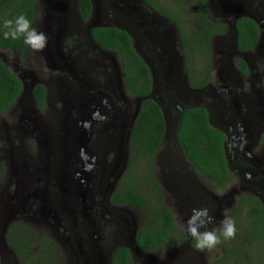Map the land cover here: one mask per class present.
<instances>
[{
	"label": "flooded vegetation",
	"instance_id": "af4514ba",
	"mask_svg": "<svg viewBox=\"0 0 264 264\" xmlns=\"http://www.w3.org/2000/svg\"><path fill=\"white\" fill-rule=\"evenodd\" d=\"M90 1V15L85 18L80 10V0H47L44 4L46 8L42 10H40L42 0H39L37 6L39 16L34 21V27L47 34V46L42 52H34L29 48L28 53L23 56L19 52L6 50L14 54L15 58L11 64L10 58L1 54L3 58L1 59L7 66L11 65L12 69L8 67L21 77L24 83H26L23 76L24 67L19 65L17 58L27 65L39 67L42 75L50 76L49 80L36 79L32 82L28 92L24 94L21 92L17 100L0 115V153H3L2 159L11 166V170L6 168L11 173H7L5 178L9 208L5 205L3 211L10 212L7 220L10 217L19 219L13 223L0 221V240L4 236L6 247L7 232L14 223L26 224L39 231L34 228L36 226L34 220H39L37 216H33L36 214L34 212L36 201L25 194L30 188L26 181L25 169L11 157L15 151L17 152L16 145H20L22 140L28 138L31 131L26 133V130H34L30 109L21 107V101L28 98L36 115L47 113V105L50 98L54 97L53 93L57 95L56 90L61 84H65L60 89L66 87L67 94L63 96L61 92L59 93V98L64 102L63 109L80 114L85 119L80 121L75 119L71 123L63 124L64 127L69 131H90L89 143L94 152L93 160L96 161L88 178L89 189L84 192L85 197L80 196L77 200L85 212L80 210V215L74 219L71 216L65 217L62 213L69 210L67 194L49 196L48 204L40 206L38 210V214L42 215L45 209L47 217L60 227L57 231L59 234L53 233L52 239L65 254V264H113L115 245L119 247L120 241L130 243L132 239L136 240L137 234L148 221L146 213L140 208L117 205L111 201L130 166L131 151L127 142L131 129L129 122L134 119L135 99L143 96L134 97L129 94L118 52L103 47L94 38L92 30L101 26L93 25L94 1ZM115 3L123 5L124 2L115 0ZM135 3L141 8L140 15L124 16L120 25L115 23L106 26L127 32L137 54L141 58L140 53L148 58L156 72L157 89L153 98L160 102L158 104L163 112L165 131L161 148L154 157V176L161 186L165 203L175 208L169 207L176 227L183 231L176 241L181 237L184 239L174 246H165L162 251L147 252L139 248L131 253L132 264H138L137 256L165 255L170 260H177L176 264H190L193 256L200 253V250L195 249L194 241L186 230V221L192 214V209L208 208L215 218L214 223L208 225V228L212 229L223 219L225 212L228 214L231 212L232 206L234 210L231 216L235 218L240 208L239 200L244 194L254 195L264 207V73L256 71L260 68L259 65L264 64L260 44L264 22L262 28L257 22L260 15L264 17V0H253L249 14L239 16L237 12L240 0H207L209 8L207 16L215 22L224 24L226 30L223 34H216L211 40L213 78L201 87H193L190 83V73L193 75L195 67L193 72L187 68L177 24L146 0H135ZM159 3L162 4L161 0ZM191 8L197 12V7ZM241 18L251 19L258 28V39L253 49L239 48L237 23ZM253 52L260 53L255 60L250 57ZM44 53L46 55L50 53V58L48 59ZM238 59L246 63L247 74L237 64ZM195 64L199 66L197 62ZM45 66L49 71L45 70ZM38 84L44 85L46 89L43 106L35 99L33 93ZM199 106L207 110L209 124L225 135L223 147L229 166V177L223 183H218L213 176L200 173L186 158L177 137L184 111L189 107ZM47 119H50L46 121L48 123H51V119L55 120L54 125H50L46 130L51 139L54 137L52 134L61 127L59 122L61 118L50 115ZM27 143L31 145L30 142ZM123 146H126V151H122ZM210 159L215 161L213 157ZM111 180L112 182L108 183ZM14 182L16 187L11 193ZM218 188L222 190V194L218 193ZM168 197L173 205L170 204ZM57 202H62L63 206L56 205ZM250 203L246 201L238 213L235 238L217 245L216 248H219L222 254L219 256L215 253L216 257L211 264H233L231 262L233 257L236 262L241 261L237 258V253L231 252L233 248L237 251L238 247L230 245L245 244L242 243L243 238H247L249 243L262 245L258 250L259 257L250 263L264 264L262 226L264 220L258 221L257 216L249 215L253 208ZM128 208L138 209L143 218L126 210ZM113 209L115 224L109 222L106 225L104 221L113 220L111 212ZM120 210H126V215L120 216L122 215ZM84 215L93 217L100 225L89 223ZM255 221L258 225L254 223ZM47 224L52 226L53 223ZM110 226H113L112 229ZM257 227L261 228L260 236H248L249 233H257L255 230ZM172 233L177 231L171 230L170 234ZM126 236H129L127 239L129 241L126 240ZM238 239L242 242H238ZM80 249L84 254L85 252L88 254L82 256ZM7 250L19 262L13 248L10 246ZM7 250L0 255L1 264L11 257ZM209 255L212 258L213 253Z\"/></svg>",
	"mask_w": 264,
	"mask_h": 264
},
{
	"label": "trees",
	"instance_id": "16d2710c",
	"mask_svg": "<svg viewBox=\"0 0 264 264\" xmlns=\"http://www.w3.org/2000/svg\"><path fill=\"white\" fill-rule=\"evenodd\" d=\"M170 1L174 3L176 9L168 8L157 0H146L177 24L181 33L187 68L193 72L195 67L193 75L190 73V83L193 87L205 86L213 78L211 40L216 34L225 32V25L207 16L209 12L207 0ZM38 3L39 0H1L0 49L19 52L21 56L28 53L29 48L23 43V39L5 40L3 38L2 23L6 18L14 19L24 14L34 26V21L39 16ZM80 3L83 16L88 18L91 1L80 0ZM192 6L197 7L196 13L191 10ZM237 29L240 50L253 49L258 39V28L254 22L249 18H241L238 20ZM92 33L100 45L118 52L129 94L134 97L149 94L152 89L150 69L137 54L127 32L115 27H98L94 28ZM196 62L199 66L195 64ZM236 62L247 74L246 63L242 59ZM22 91V80L0 57V115L17 100ZM33 93L35 99L43 106L46 95L44 85H36ZM164 131L165 122L160 105L151 98L144 100L131 135L130 166L111 200L117 205L138 207L146 213L148 221L137 234L136 243L141 250L147 252L162 251L165 246H174L184 239L181 237L176 241L183 231L176 227L169 206L165 203L161 186L154 176V157L161 148ZM224 136L223 132L209 124L208 112L204 107H189L184 111L177 137L185 156L200 173L213 176L218 183H223L229 177V166L223 147ZM210 157H213L215 161H211ZM246 201H250L253 205L249 215L257 216L258 221H263L264 207L260 200L254 195L244 194L239 200L240 208L234 218L235 222ZM254 223L258 225L256 221ZM260 229L257 227L255 229L257 233H249L248 236H260ZM171 230L177 233L170 234ZM7 241L15 251L20 264H65V254L58 248L52 237L26 224H12L7 232ZM253 244L257 246V243L253 242ZM231 252L236 253V250L233 248ZM231 262L237 264L234 257ZM250 262L247 260L244 264H251ZM132 263L129 248L120 246L115 249L113 264Z\"/></svg>",
	"mask_w": 264,
	"mask_h": 264
},
{
	"label": "rangeland",
	"instance_id": "374dc122",
	"mask_svg": "<svg viewBox=\"0 0 264 264\" xmlns=\"http://www.w3.org/2000/svg\"><path fill=\"white\" fill-rule=\"evenodd\" d=\"M47 0H42V4H41V8L40 10L46 8V6L44 5L45 2ZM158 2H160V0H158ZM162 4L167 5L168 8H174L176 9L175 5L173 2H171L170 0H161ZM220 12V11H219ZM0 52L7 55L10 59V64L13 62V58L14 54H10V52L6 51V50H1ZM219 56V54L217 55ZM260 53L259 52H253V54L250 55V57L252 58V60H255L256 57H259ZM17 62L19 63L20 66L24 67L23 70V76L25 78V82L30 85L32 82H34L36 79H47L49 80L50 76L47 75H42L41 74V69L39 67H33L31 65H27L22 61H18L17 58ZM8 64V66L11 68V65ZM260 68L257 69L256 71H263L264 73V64L259 65ZM44 68V66H43ZM12 69V68H11ZM45 70L49 71V68L47 66H45ZM55 83L52 80V85H54ZM65 86V84H61L59 86V89H57V95L56 93H53L54 97L50 98V102L47 105V113L44 114H37L34 111V107L32 105H30V102L28 101V98H24V100L21 101L20 105L21 107H26V110L30 109L29 113L30 117H32V122L34 123V130H26L28 133V131H31L28 135V138L26 137L24 140H22L20 142V145H16L17 146V152L15 151L11 157L16 160V162H18V164H20L22 167H24L25 172H26V181L29 183V190L26 192L25 194L31 196V198H34L36 201V214L33 216H37L38 218L40 217L39 220L35 219L34 222L36 224V226L34 228H37L39 230V232L43 233V234H48L51 237L53 236V233H57L59 234L57 231L59 230V226L56 222L50 220V218L44 217L43 215L38 214V210L40 209V206H43V198L45 195H49V196H61V194L66 195L67 192L69 191L68 185H65L67 191L66 192H62L60 193V190L54 186L53 183L50 184V182L48 181V175L50 172V168L53 166L52 164H54L55 162L61 163V168L64 167L66 165V163L71 164L70 167L74 168V169H69L70 172H72V174L74 173L73 170H75L76 167L79 166V162L80 161H76L73 159H68L69 158V146H67V144H70L71 142L75 141V137H73L71 135V131L72 130H68V128L64 127L63 124H68L73 122L75 119H77L76 121H80V120H84L85 117L77 114V113H73L70 110H66L63 109L64 106V102L62 99L59 98V93L61 92L63 94V96H65V94H67L66 91V87L64 89H60L61 87ZM132 105V112H133V104ZM135 105V104H134ZM130 112V113H132ZM56 115L57 117L61 118L60 122V126L55 134L53 138L50 139L48 133H47V128L50 125H54L55 120L51 119V123H48L46 121H49L50 119H47V117H50ZM83 118V119H82ZM47 119V120H46ZM55 119V117H54ZM46 122V123H44ZM45 131V133H44ZM89 130L84 132L83 138L87 140H90L89 136ZM33 133V135L31 134ZM88 138V139H87ZM60 140V145L58 146V148L56 150H53L54 146L59 143ZM85 141V142H86ZM30 142L31 145L29 146ZM28 144V145H27ZM88 148L90 151H92L91 149V144L88 143ZM123 150L126 151V146H123ZM3 154V153H2ZM0 153V221H4V222H11L13 223L14 221H18V218H12L10 217L7 220V216L10 212H6L4 213V207L5 205L7 206V208H9V204H8V195L6 194V187H5V178H6V174L7 173H11L8 172L6 170V168L11 170V166L10 164H8V162L4 159H2L3 155ZM7 162V164H6ZM49 165L51 166L49 168ZM112 180L108 183H111ZM98 183H100L98 181ZM14 187L13 190L11 191V193L14 192V189L16 187V183L14 182ZM113 189V188H112ZM47 190V191H46ZM86 190V188L84 189ZM218 193L220 192V194H222V190H220L219 188L217 189ZM18 193V191H17ZM25 198V197H24ZM106 199H108L105 196ZM80 199L76 198V197H71L70 199H67V206H69V210L65 211L64 213H62L65 217H69L71 216L73 219L78 217L80 215V213L77 212V210H81V205L78 204L77 200ZM169 199V197H168ZM168 201V200H167ZM169 202L171 205H173V203L171 202V199H169ZM87 205V204H86ZM169 207H171L168 204ZM172 209H175L173 206L171 207ZM126 210H130L131 212H133L135 215L143 218V214L140 213V211L138 209H132V208H128ZM126 210H120V213L122 215L120 216H125L126 215ZM234 210V206L231 207V212L229 213V215H231V213ZM20 212V211H18ZM112 214H113V220L112 221H104V223L107 225L109 222L114 223L115 224V210H111ZM119 212V211H118ZM117 212V213H118ZM52 215L55 216L54 213H52ZM62 216V215H61ZM84 218L89 222L92 223L95 226H99L100 222L94 220L93 217H89V215L85 216ZM79 219V218H78ZM57 221V219H56ZM52 224V226H49L47 223ZM219 224H216L214 227H218ZM111 229L113 226H110ZM212 227V228H214ZM54 230V232H52ZM95 231H93L94 233ZM115 235V233H114ZM99 238V235H98ZM97 238V239H98ZM129 236H126V239H128ZM100 239H101V234H100ZM98 240H96L97 242ZM243 241V242H242ZM242 241L240 239H238V242H242L245 244H238V245H230V246H236L238 247V250L236 251L237 255L239 258H241V261H238L237 264H240V262H243L242 264H244V262L247 263L248 261H251L252 263L259 257V252L258 249H261L262 245L260 243H257V246L249 243V240L247 238H243ZM7 247H10L9 244L7 243ZM7 247L4 246V249L7 250ZM258 247V249H257ZM7 252L10 254L11 257L8 258V260H6V262L4 264H20V262H18V260L16 259V257H14L12 255V253L7 250ZM213 253L212 258H210V255ZM215 253H218L219 256H221L222 252L219 248H215L213 251H209V252H205V251H200V253H196L193 258L192 261L190 262V264H211V262L214 260ZM208 254V255H205ZM242 259L244 261H242ZM137 263L138 264H176L177 260H170L169 257L165 256H137ZM171 262V263H170ZM3 264V263H2Z\"/></svg>",
	"mask_w": 264,
	"mask_h": 264
},
{
	"label": "water",
	"instance_id": "95a60500",
	"mask_svg": "<svg viewBox=\"0 0 264 264\" xmlns=\"http://www.w3.org/2000/svg\"><path fill=\"white\" fill-rule=\"evenodd\" d=\"M94 1V9H93V25H98L101 27H105L106 25H112L115 23H118L119 25L121 24V21L124 16L127 17H133L134 15H140L141 14V8L140 6H137L135 3V0H129V1H124L123 0V5H120L118 3H115V0H93ZM252 3L253 0H240L239 3V10H238V16L239 15H248L249 12L252 10ZM264 5V3H263ZM257 22L260 25V28H262V23L264 22V17L260 15L259 20ZM108 27V26H106ZM260 44H262V51L264 54V33H261L260 35ZM140 53V52H139ZM2 53L0 52V57L2 58ZM45 54V53H44ZM46 55V54H45ZM142 56L144 62L148 65L151 75H152V89L149 94L143 97H137L135 99V113H134V119L131 120L129 123L131 124V129L129 131V139H128V149L130 150V140H131V135L133 132V128L136 124V121L138 119V116L141 111V106L144 100L146 99H154L157 103L160 104V102L156 99L153 98V94L155 93V90L157 89L156 87V72L153 70V66L151 62L146 58L143 54L140 53ZM48 59L50 58V53L46 55ZM3 59V58H2ZM5 62V61H4ZM19 77V76H18ZM21 79V77H19ZM22 80V79H21ZM30 85H27L26 83L23 82V91L22 94L28 92V88ZM76 125V124H75ZM77 127V125H76ZM78 128V127H77ZM85 131H79V130H72L70 133L73 137H75V141L71 142L70 144H67L69 146V158L68 159H73L76 161H80L79 166L75 168L74 173L69 171V169H74L70 167L71 164L66 163L64 167L61 168V163L55 162L52 164L53 166L50 168V172L48 175V181L54 184L55 187H57L60 192H66L67 189L65 188V185H68L69 191L67 192V196L70 199L71 197H80L83 196L84 192H86L89 188V179L90 178V173L92 169L94 168L93 166L95 165V161L93 160L94 158V152L93 150L90 151L88 148V143L89 140L86 141L85 138H83ZM89 138V136H88ZM87 138V139H88ZM86 141V142H85ZM60 145V140L59 143H57L53 150H56ZM128 150V151H129ZM124 151V150H122ZM121 151V152H122ZM116 187V186H115ZM86 188V190H84ZM114 189V188H113ZM47 191V190H46ZM85 197V196H83ZM48 199L49 195H45L43 198V207L48 204ZM79 204V203H78ZM56 205L63 206L62 202H57ZM81 210L85 212L84 207ZM79 213L80 210H77ZM44 217L47 218L45 209L42 214ZM40 219V217L38 218ZM5 223L4 221H2ZM127 240V239H126ZM129 241V240H127ZM79 243V241H78ZM80 244V243H79ZM120 246H126L127 248L130 249L131 253L139 249V246L136 243V240L132 239L130 243L126 242L123 243L120 241L118 244ZM5 240L4 236L0 240V255H2L6 249H4ZM119 246V247H120ZM115 248L117 246L115 245ZM81 255L86 256L88 252L84 254L83 250H79Z\"/></svg>",
	"mask_w": 264,
	"mask_h": 264
},
{
	"label": "clouds",
	"instance_id": "9594fccd",
	"mask_svg": "<svg viewBox=\"0 0 264 264\" xmlns=\"http://www.w3.org/2000/svg\"><path fill=\"white\" fill-rule=\"evenodd\" d=\"M3 38L5 40H20L34 52H42L48 43L45 32L33 26V22L24 14L14 19H4L2 23ZM215 218L208 208H194L186 221V230L194 241L197 250H212L223 241L234 239L236 236V222L227 212L220 220L219 226L212 229L209 224L214 223Z\"/></svg>",
	"mask_w": 264,
	"mask_h": 264
}]
</instances>
